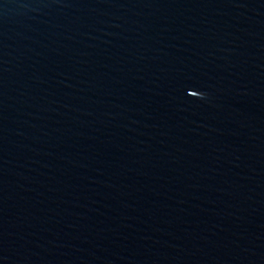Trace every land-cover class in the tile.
I'll return each mask as SVG.
<instances>
[{
    "label": "water",
    "instance_id": "1",
    "mask_svg": "<svg viewBox=\"0 0 264 264\" xmlns=\"http://www.w3.org/2000/svg\"><path fill=\"white\" fill-rule=\"evenodd\" d=\"M0 264H264V0H0Z\"/></svg>",
    "mask_w": 264,
    "mask_h": 264
}]
</instances>
